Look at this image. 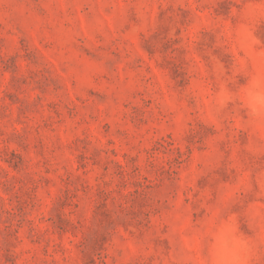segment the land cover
<instances>
[{
    "label": "rangeland",
    "instance_id": "374dc122",
    "mask_svg": "<svg viewBox=\"0 0 264 264\" xmlns=\"http://www.w3.org/2000/svg\"><path fill=\"white\" fill-rule=\"evenodd\" d=\"M249 57L264 0H0V264H196L223 206L247 233L264 129L213 98Z\"/></svg>",
    "mask_w": 264,
    "mask_h": 264
},
{
    "label": "clouds",
    "instance_id": "9594fccd",
    "mask_svg": "<svg viewBox=\"0 0 264 264\" xmlns=\"http://www.w3.org/2000/svg\"><path fill=\"white\" fill-rule=\"evenodd\" d=\"M213 108L217 113L230 109L241 128L264 129V57L237 63L232 75L218 84ZM245 224L247 233L227 206L202 218L194 225L196 264H256L264 252V214L249 212Z\"/></svg>",
    "mask_w": 264,
    "mask_h": 264
}]
</instances>
